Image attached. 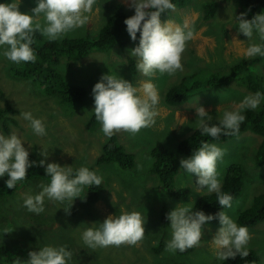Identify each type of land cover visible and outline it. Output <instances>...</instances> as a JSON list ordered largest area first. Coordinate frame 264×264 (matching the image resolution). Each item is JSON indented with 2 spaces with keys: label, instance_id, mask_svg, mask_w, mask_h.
I'll return each mask as SVG.
<instances>
[{
  "label": "rangeland",
  "instance_id": "rangeland-1",
  "mask_svg": "<svg viewBox=\"0 0 264 264\" xmlns=\"http://www.w3.org/2000/svg\"><path fill=\"white\" fill-rule=\"evenodd\" d=\"M213 1L218 3L215 19L204 22L200 9L205 3ZM116 4H121L129 14L135 13L125 0H97L93 12L89 14V22L69 32L62 39L86 34L98 35L104 23L113 14ZM36 6V0H21L19 7L21 12L30 13ZM240 10L238 0H192L187 8H176L175 12L171 11L161 18L162 22L172 19L181 25L187 19L195 34L194 39L187 42L182 54L183 71H177L172 76H161L157 72L156 76L149 78L143 76L138 69L137 74L131 73L130 59L137 64V58L132 57L129 50L138 44H132L124 51L116 47L107 53L94 52L90 57L76 63L75 69L71 71L66 69V59L63 58L57 67L58 71L88 91L85 100L74 109L62 106L59 103L60 97H46L32 80L13 79L9 71L12 64L17 68L19 64H14L3 55L7 45L0 46V104L4 106L8 103L15 109L16 114L8 113V116L13 115L18 123L12 127L9 134L0 127V134L7 137L16 133L22 139L24 147L29 150L30 161L37 162L31 167L35 168L32 171L34 173L41 167L38 166L40 160H45L46 164L71 166L73 171L80 167H94L103 178L104 184L100 200L93 205L85 201L87 186L83 188L81 197L74 201L66 200L75 209L74 215L68 213L65 202L51 201L47 197L44 201L45 211L35 214L23 206V197L25 194H38L42 191L39 186L47 182L37 177L38 175L28 179V174H31L29 168L27 178L20 181L21 187L15 195L0 201V247L8 248V259L13 260L8 264H21L29 259L30 251H39L44 246H66L73 253L68 264H223L226 261L216 258V249L211 242L222 227L220 221H210L203 226L202 240L199 246L193 247V253L181 256L179 250L171 252L166 249L167 242L172 238L167 213L180 203L192 201L193 210L203 197L213 193L207 192L206 187L198 191V177L188 174L180 166L175 184L179 188H190L192 194L187 199L169 196L152 172V151L156 147H164L176 152L179 144L196 130V107H204L212 119L222 118L225 110H232L247 95L254 94L241 86L240 80H248L249 76L255 74L264 87L262 63L241 72L238 75L240 80L229 86L210 89L203 95L194 92L190 101L179 107H170L164 101L166 93L172 87L180 86L178 84L186 76L196 77L203 82H207L214 75L226 76L231 67L242 59L249 58L244 55V51L250 43L264 44L255 31L251 41L239 32L236 17L241 14ZM245 18L249 19L248 16ZM40 20L43 22V15ZM104 74L122 77L137 88L150 79L160 96V102L156 106L158 115L155 117V125L143 128L134 136L123 131L114 134L124 148L134 154L137 167L133 171H121L114 164L95 165L101 155L102 145L110 139L103 134L101 124L95 132H91L87 127L88 121L94 115L92 89ZM191 83L192 80H189L187 86ZM189 93L186 91V95ZM262 108L264 100L255 110L260 111ZM21 112H31L34 118L41 119L47 134L36 135L30 122L20 116ZM214 144L225 150L223 159L217 163L221 188L230 166H241L245 173L242 194L232 201L231 208L223 210L237 223V217L242 210L264 208V200L258 201V197L264 195V166H258L264 158V138L247 131L226 142ZM44 149L47 150V157L41 155ZM187 158L189 157L180 155L179 162ZM7 179V175L0 177V182L4 183ZM122 211L141 213L145 223L143 240L135 246H109L95 250L87 248L81 238L82 232L93 223L99 227L109 215H119ZM248 230L251 239L247 249H254L261 264H264V222ZM160 244H164V250L155 254L153 248Z\"/></svg>",
  "mask_w": 264,
  "mask_h": 264
},
{
  "label": "clouds",
  "instance_id": "clouds-1",
  "mask_svg": "<svg viewBox=\"0 0 264 264\" xmlns=\"http://www.w3.org/2000/svg\"><path fill=\"white\" fill-rule=\"evenodd\" d=\"M97 0H36L37 6L30 13L20 11L21 0L0 3V46L7 45L3 55L14 63L35 62L36 55L31 45L34 34L39 32L49 41L62 39L69 32L81 28L89 22L93 6ZM135 14L126 18V30L135 42L140 33L138 45L130 49V55L137 58L136 68L145 77H154L157 72L162 76L174 75L183 71L182 54L188 41L194 39V29L189 20L177 24L172 19L161 21V14L166 10L175 12L176 5L172 0H125ZM43 15V22L40 17ZM246 13L236 17L239 32L252 40L254 31L264 40V14H257L246 19ZM238 39H234L236 41ZM246 57H264V44L250 43L245 49ZM234 85V84H233ZM95 118L102 125L103 134L111 138L119 132L138 134L143 128L155 125L158 115L156 106L160 102L158 90L151 80L141 84L139 88L126 79L115 75L104 74L92 89ZM264 100V95L257 91L247 95L232 110H225L218 125H209L212 116L202 106L196 107L197 120L195 129L203 134L219 139L221 134L235 135L239 133L246 117L245 109L255 110ZM188 103V102H187ZM186 104V103H185ZM184 105V104H183ZM219 110V108H218ZM23 119L30 122L34 133L45 136L46 128L41 119L34 118L31 112H21ZM225 150L214 143L204 142L193 154L180 161L181 169L198 177L197 190L207 188V192L216 193L222 209L231 208L233 197L221 191L218 178L217 163L223 159ZM29 150L16 133L10 136L0 134V177L7 175L6 186L14 189L18 181L27 178L28 169L36 165L30 161ZM47 157V150L41 153ZM38 166L45 167L50 182L41 184L38 194H25L23 206L29 212L41 214L45 211L44 201L64 202L81 197L85 186H97L102 177L87 167H80L75 174L71 166L58 163H47L40 160ZM193 201L180 203L167 213L172 238L166 244L171 252H183L199 246L203 236V226L218 219L222 227L211 241L215 246L218 260L246 258L249 255L247 245L251 239L245 226H238L224 211L206 215L204 211H192ZM67 210V209H66ZM91 224L82 232L83 243L90 249L107 248L109 246H135L145 236L144 220L137 211L121 212L109 215L99 227ZM29 259L21 264H68L73 253L66 246H44L39 251H30Z\"/></svg>",
  "mask_w": 264,
  "mask_h": 264
},
{
  "label": "trees",
  "instance_id": "trees-1",
  "mask_svg": "<svg viewBox=\"0 0 264 264\" xmlns=\"http://www.w3.org/2000/svg\"><path fill=\"white\" fill-rule=\"evenodd\" d=\"M10 2H12V0H0V3ZM238 2L241 5L240 12L246 13L249 20L257 14H264V0H238ZM172 3L176 5V8L182 9L190 6L192 0H172ZM200 10L202 11L204 22H208L215 19L218 11V3L215 1L207 2ZM169 13H171V11L166 10L161 14V18ZM134 14L127 13L121 4H116L113 14L108 18L106 23H104L99 34L94 36L86 34L72 39L49 41L37 32L34 34V42L31 45L36 55L35 62H22L23 65L19 63L18 68L12 64L9 71L10 76L17 80H32V82L36 83L42 90L46 97H60L59 103H61L62 106L68 109L69 107L74 109L75 106L81 104L85 100L88 91L82 85L74 84L65 74L58 71L57 67L61 64L62 59H66V69L71 71L72 69H75L76 63L90 57L94 52L107 53L116 47L124 51L128 46L138 44L140 33H137V40L133 42L126 30L127 26L124 23L126 18ZM262 63H264V57L262 56L242 59L237 65L229 69L228 75H214L208 79L207 82H203L201 79L193 76H186L182 82L178 84L180 86H174L166 93L164 101L170 107H179L189 102L194 92L203 95L208 93L210 89L229 86L234 81L240 80V76L238 75L241 72ZM129 70L131 73L137 74L136 63H134L133 59H130ZM257 74L259 73L257 72ZM252 75L253 76H249L248 80H240V82H242L241 86L253 93L259 91L263 94V83L260 82L257 75ZM189 80H192V83L187 86ZM186 91L190 93L186 95ZM8 113L16 114V111L8 103L4 106L0 104V127L3 128V131L6 134L11 133L12 127L17 126L18 124L16 118L13 117V115L8 116ZM242 114L245 115L246 119L241 124L238 134H221L219 139H213L196 129L189 138L183 140L179 144L176 152L169 151L164 147H156L153 149L152 156L154 158V164L152 172L157 176L160 185H162V187L168 192L169 196L172 198L177 197L187 199L192 194L190 188H179L175 184V177L177 176L180 167V155L190 157L204 142H226L247 131L264 138V108L260 111L245 109ZM219 119L220 118L212 119L208 123L210 126L218 125ZM100 124L101 123L96 120L94 114L87 123L88 130L95 132ZM113 164L121 171H133L137 167L134 154L129 153L115 135L102 145L101 155L95 161V165L97 166ZM258 166H264V158L258 163ZM33 169L35 168L29 169L31 170V174L30 176L28 174V179L32 176L38 175L37 177L42 178L47 183L50 182V177L46 176L45 167H39L37 173L32 172ZM89 169L95 171L99 175L94 167H89ZM75 173L76 171H73V174ZM244 179L245 173L241 166H230L225 175V181L221 191L231 195L233 197L232 201H234L236 197L242 194ZM20 187V181L17 182L14 189L7 188L6 182H0V201L9 196H14ZM87 187L88 189L85 191V201L93 205L100 200L104 184L101 183L99 187L95 185ZM258 199V201H263L264 195L258 197ZM64 202L66 203L68 213L74 215L75 209L72 204L68 203L66 200ZM224 209L219 205L216 193H213L203 197L192 211H204L206 215L215 216L216 213L223 211ZM214 221L219 220L214 219L211 222ZM262 222H264V208L261 210H257V207L253 209H244L237 217V225L245 226L248 229L254 228L258 223ZM164 247V244H160L159 246L154 247L153 251L156 254L163 251ZM247 250L249 255L246 258H241L239 256L235 259L229 258L224 261L223 264H261L259 256L254 252L255 250L251 248ZM8 252L7 247H0V264H8V262L13 261L8 259ZM179 252V254L183 256L193 253L194 249L189 248L186 251Z\"/></svg>",
  "mask_w": 264,
  "mask_h": 264
},
{
  "label": "bare ground",
  "instance_id": "bare-ground-1",
  "mask_svg": "<svg viewBox=\"0 0 264 264\" xmlns=\"http://www.w3.org/2000/svg\"><path fill=\"white\" fill-rule=\"evenodd\" d=\"M154 143V142H153ZM155 144H156V142H155ZM149 146V145H148ZM170 149H172V148H170ZM147 151H148V149H147Z\"/></svg>",
  "mask_w": 264,
  "mask_h": 264
}]
</instances>
